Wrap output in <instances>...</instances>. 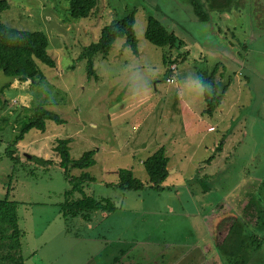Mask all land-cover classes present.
Returning a JSON list of instances; mask_svg holds the SVG:
<instances>
[{
  "label": "rangeland",
  "instance_id": "374dc122",
  "mask_svg": "<svg viewBox=\"0 0 264 264\" xmlns=\"http://www.w3.org/2000/svg\"><path fill=\"white\" fill-rule=\"evenodd\" d=\"M6 1L9 7L0 13L1 22L19 30L43 32L48 39V53L56 64L49 67L37 62L44 75L43 82L34 85L29 80L21 84L23 89L6 86L11 78L0 71V199L59 198L65 186L62 170L54 165L45 170L28 156L53 159L57 140L69 137V154L74 159L85 151L100 149L95 156L96 165L88 168L95 181L84 188L85 193L111 198L122 205L126 213L133 214L129 225L141 237L154 238L158 243L171 237L196 241L203 236L201 232L207 227L208 218L213 219L223 211L215 206L228 204L230 198L236 202L234 210L253 223L263 205L260 201H264L263 188L259 189L262 200L257 196V184L264 177V0H237L239 10L234 5L222 18L212 14L208 21L197 18L188 0H110L112 9H107V2L103 5L102 0L103 6L86 18H72L65 0ZM130 10H135L137 53L124 44L123 37L116 38L106 55L92 56L93 72L88 76L85 59L79 58L83 46L97 40L103 25ZM148 15L157 18L184 44L169 49L150 43L144 36ZM237 39L245 43L246 50ZM165 56L177 58V69L167 71ZM217 63L216 79L221 71L236 72L214 112L217 127L212 132L177 141L186 144L183 149L186 159L180 161L173 149L177 145H168L166 130L174 131L170 133L171 140L185 137L176 133L178 115L185 114L182 102H190L189 107L197 114L205 108L202 89L194 82L195 71H210ZM166 76L172 82L166 81ZM149 101L159 102L158 107L154 106L140 127H133L134 112L141 106L143 110ZM22 104L27 106L20 107ZM35 105L56 113L64 122L47 120L44 132L29 129L19 141L25 148H17L11 144L12 140L21 123L30 116L29 107ZM229 126L233 141L221 153L214 154L213 160L202 162L208 156L203 146L210 140L217 145ZM164 130L166 133H161ZM156 142L166 145L170 170L182 162L179 171L163 181L162 192L149 187L147 174L139 162L148 151L152 152ZM190 147H195L194 153L188 151ZM7 148L15 150L21 161L14 164L6 155ZM195 162L200 163V175L191 181ZM102 166L109 169L133 166L134 175L145 188L126 192L104 185L115 182L118 175L106 173ZM78 172L71 169L73 175ZM42 208L26 203L17 208L22 225L28 228L26 242L30 245L41 242L34 235L39 220L36 212ZM225 211L228 215L216 223L218 238L235 218L229 209ZM73 224L69 229L78 236L89 230V226ZM217 253L219 257L212 264H227L228 256L218 249ZM245 264H264V238L260 248L249 251Z\"/></svg>",
  "mask_w": 264,
  "mask_h": 264
},
{
  "label": "trees",
  "instance_id": "16d2710c",
  "mask_svg": "<svg viewBox=\"0 0 264 264\" xmlns=\"http://www.w3.org/2000/svg\"><path fill=\"white\" fill-rule=\"evenodd\" d=\"M65 1L68 2V11L72 18L89 17L96 10L98 3V0ZM188 2L201 21H208L211 12L221 14L228 12L234 5L237 8V0H188ZM8 7L9 4L6 0H0V13ZM134 13L135 10H130L122 17L115 18L103 25L97 40L83 46L79 58L85 59L88 76H91L93 72L92 56L95 53L106 55L116 38L123 37L125 39L124 44L129 46L135 54L137 53V41L133 28ZM144 36L150 43L169 49L179 48L184 44L182 40L152 15L147 16ZM238 44L243 50H246L245 43L239 41ZM47 48L48 39L43 32L19 30L6 26L0 20V71L4 75L20 81L30 80V83L39 85L43 82L44 75L38 68L37 62L49 67H54L56 64ZM165 58L164 60L168 64L176 63L177 60V58H169V56H165ZM182 58H184V55H182ZM218 66L217 63L210 71H196L197 80L204 95L205 108L203 113L210 117L220 106L223 95L231 83L232 75L235 76L236 73L235 70L228 71V74L221 71L218 74L219 78L216 79L215 74ZM29 109L31 110L30 116L21 123L18 133L15 134L12 140V145L16 146L17 142L31 128L44 132L47 120H52L57 124L64 122L56 113L41 105H35L29 107ZM226 134L219 139L215 147L217 152L221 150ZM70 141L69 137L59 138L53 146L55 155L58 157L57 164L62 168L66 181L64 198L60 204L63 217L69 220L79 215L87 217L90 212L98 210H115L116 205L111 199L96 198L92 193H85L84 188L95 181V177L84 170L94 164V151H85L79 158L74 159L69 154L68 144ZM12 145H9V147ZM12 150L7 148L5 152L15 164L19 162V156L14 155L15 150ZM28 158L35 160L43 167L53 164L51 158L43 159L35 155H30ZM210 158H212V155ZM167 162L168 158L163 146H159L143 160L142 164L150 188L157 191L163 189L162 183L168 176ZM73 168L79 169L80 173L77 175L71 174ZM117 173V181L113 184L106 183L107 185L115 186L126 192L142 191L145 188V184L134 176L131 169L119 168ZM259 180L257 196L262 200L259 189H264V177ZM260 203H263V205L261 204L258 208L253 223H249L244 217L238 215L230 224L226 236L219 244L218 250L220 253L225 254V257L228 256L226 258L227 264H245L249 258V251L252 252L260 248L264 238V201H260ZM18 204L17 201L10 200L7 196L0 199V264H24L21 250L23 232L18 224ZM238 258H240V261L237 260Z\"/></svg>",
  "mask_w": 264,
  "mask_h": 264
},
{
  "label": "crops",
  "instance_id": "0c3cea01",
  "mask_svg": "<svg viewBox=\"0 0 264 264\" xmlns=\"http://www.w3.org/2000/svg\"><path fill=\"white\" fill-rule=\"evenodd\" d=\"M101 2L102 0H98L97 8L102 4L103 5L108 4L109 8L107 9H112L110 6L111 4L110 0H103L104 3L102 4ZM97 8L92 14H94L97 11ZM212 14L218 15L220 18H222L221 15H223L224 13L219 14V13L211 12L210 15ZM210 15H209V19H210ZM176 54L177 53H175V55ZM168 66L169 64L167 65V69ZM177 66L178 65L176 63L175 69H177ZM167 71L171 72L173 70L168 69ZM196 71H195L194 82L196 83L197 86L201 87V85L197 80ZM28 81L29 80L20 81L18 79H11L6 84H8V87L11 88L16 89L20 86V88L23 89L21 84L26 83ZM160 101L161 100H159V102ZM158 103L149 101L146 104L145 108H143V110H141L142 106L138 110H136V112H134V115L132 114L133 122H134L133 127L135 128L140 127L141 123L145 120V118L149 117V114L151 113V110L154 108V106L156 108L158 107ZM188 104L191 103L189 102ZM188 104L187 102H182L181 106L183 107V111L185 112V114L184 113L179 114L178 115L179 117L176 120L179 129V131H177L176 133L178 134L181 133L182 136L185 137L179 138L178 140H175V138L173 137V140H171L173 134L170 133H174V131L170 129L166 130L168 132L167 133L168 135L167 139L169 141L168 145H173V146L175 144L177 145L173 149L175 150L176 153L179 154L180 161L182 159H186L184 156L186 155V152L184 151L185 150L184 146L186 144L182 142L183 143L182 146L181 145L182 143L177 141H183L189 137L199 135V133H202L204 131L212 132L217 127V124L214 122V118H213L214 114L212 117L210 116L207 117V115L203 113V109L201 110V114H197L189 107ZM179 105H180V101H179ZM26 106L27 105L25 104L20 105V107H26ZM160 111L161 110H159L158 116L160 115ZM0 119H2V117H0ZM158 120H160V117L158 118ZM230 128L231 127L229 126L227 129L224 130V134L225 133L227 134L224 138V144L220 151L218 152L216 151L215 148L216 145L214 144L215 140L214 142L213 140H210L207 142L206 145L203 146L205 153H208V156L205 159H201L202 162L204 161L210 162L211 160H213L214 154L221 153L224 150L226 144L233 141L232 137L234 136V134L231 132ZM161 133L165 134L166 132L164 130ZM164 139H166V137ZM19 141L17 142L16 147L25 148V145L23 143H20ZM156 144L157 146L152 150V152L155 151L157 147L163 146L165 149V154L167 153L166 151L167 148L165 144L161 142H156ZM141 145L144 147L145 142L142 141ZM194 148L195 147H190L188 151L190 152L192 151V153H194L195 151ZM99 150H100L99 148H97L96 151L94 150L95 162L92 166L96 165L95 156L97 152H99ZM152 152L148 151L146 157H148ZM14 155H18V154L15 152ZM211 155L212 158H210ZM43 159H47V158H43ZM52 160H53V164L51 165L59 166L57 164L58 161L57 156H54ZM143 160L144 159H139V162L142 164ZM19 161H21V159ZM181 163L180 165H177L176 166L177 168H175L174 170H170L171 167H168V162H167V169L169 171L166 179L169 176H171L172 173L179 171L180 167H182ZM51 165L44 167L45 170H48L49 166ZM59 168L62 170L60 166ZM88 168L84 170L88 171ZM199 168H201L200 163L195 162L193 172L190 174L189 179H192L195 176L200 175L198 174ZM102 169L103 171H106V173L118 175L117 171L119 168L109 169L106 166H102ZM129 169H131L133 172V166L129 167ZM78 173H80V170ZM30 175L33 176L34 174L30 173ZM191 181H193V179ZM115 182H110V183L113 184ZM64 184L65 186L63 188V193L64 190L66 189V181H64ZM107 184L104 183V185ZM162 190H164V188ZM162 190H160L159 192H162ZM239 191L240 189L237 190V193ZM130 192H134V191H130ZM94 197L96 196L94 195ZM50 198L51 197L48 196L45 201L31 200L33 202H31L30 200L11 199L17 201L19 204L26 203L29 205L33 204L43 207L42 209H39L38 212H36L37 218L39 220L37 221L38 228L34 235V238L35 239L37 238L38 241H41L39 245L34 246L33 244L30 245L26 242V234L28 232V228L22 225L18 216V224L23 232L21 238V250H22V255L24 257V264H212V262H215V260H217L219 257L217 253L218 246L226 236L228 228L230 226V225L228 226L225 234L221 238H218L219 229L217 227L218 224L216 225V223L218 221L220 222L222 220L221 219L222 217L228 215L227 212L225 211L226 209H229V212L232 213L233 217H237L238 215H241L240 212H236L234 210V207L236 205V202L234 203V198H230L229 200H227L228 204L224 203L221 205L219 203L217 204V206H215L216 208L218 207L219 210H223V211L219 212L218 214H215L213 216V219L212 217L208 218V222H207L208 225L207 227L204 226V230L201 232V235L203 236L198 238L196 241L186 240V239L181 241L180 239H172L171 237L169 239L165 238L164 243L162 242L158 243L154 238L141 237L139 233H136L133 227L129 225L133 220V214L130 212L126 213L123 206L117 203L116 201H113V199L111 198L109 199L115 202L114 203L116 205L115 210L112 211L98 210V211L90 212L89 215H87V217H83L79 215L69 220L63 217L60 209V204L63 201L64 195L63 194L60 195L59 198L53 197L52 200H50ZM96 198H107V197L99 196ZM232 203H234V205H229ZM71 222L73 226H74L73 223L79 226H87V227L89 226V230L78 236L76 235V233L75 234L72 233V230L69 229ZM148 232L152 234V229L149 228ZM163 233L164 234L166 233L165 228L163 229ZM212 246H213V251L211 248Z\"/></svg>",
  "mask_w": 264,
  "mask_h": 264
},
{
  "label": "built area",
  "instance_id": "2783aa9c",
  "mask_svg": "<svg viewBox=\"0 0 264 264\" xmlns=\"http://www.w3.org/2000/svg\"><path fill=\"white\" fill-rule=\"evenodd\" d=\"M175 67H176V64H175V63H170L169 66H168V69H169V70H175ZM165 79H166V81H168V82H172V80H173V79H172L171 77H169V76L166 77Z\"/></svg>",
  "mask_w": 264,
  "mask_h": 264
}]
</instances>
